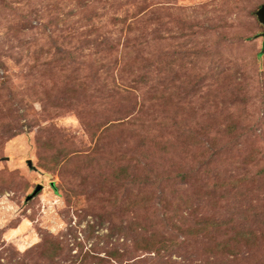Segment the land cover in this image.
I'll return each instance as SVG.
<instances>
[{"label":"rangeland","instance_id":"obj_1","mask_svg":"<svg viewBox=\"0 0 264 264\" xmlns=\"http://www.w3.org/2000/svg\"><path fill=\"white\" fill-rule=\"evenodd\" d=\"M262 4L264 0H0V264H45L36 249L47 239L61 241L69 256L89 253L91 261L114 248L128 252L124 264L153 258L136 253L128 230L124 233L130 221L128 190L121 196L100 182L127 145L124 133L116 128L103 142L98 133L93 135L88 125L102 123L105 102L87 101L80 89L81 60L95 51L80 41L101 36L123 42L141 34L135 27L139 20L147 21L142 36L161 42L163 69L171 60L180 77L185 68L197 72L196 118L202 123L217 119L214 131L233 127L234 133L227 127L222 144L225 171L242 179L249 190L245 204L262 214L252 227L264 231V27L256 17ZM129 24L134 27L130 32ZM92 26L102 29L87 31ZM221 91L225 93L217 98ZM58 154L70 157L66 171L63 162L57 166L53 161ZM28 160L35 168L28 167ZM38 185L42 189L25 202ZM116 198L124 203L117 204ZM196 243H181L161 264H206ZM256 264H264V254Z\"/></svg>","mask_w":264,"mask_h":264},{"label":"trees","instance_id":"obj_2","mask_svg":"<svg viewBox=\"0 0 264 264\" xmlns=\"http://www.w3.org/2000/svg\"><path fill=\"white\" fill-rule=\"evenodd\" d=\"M114 20L125 23L122 18ZM146 23L136 21L141 34L127 36L123 42L101 36L80 41L95 50L81 60L80 89L87 101L96 98L101 105L105 102L102 123L88 125V129L93 135L98 133L101 141L109 131L121 129L127 144L114 157L113 171L101 175L100 182L115 187L121 196L128 190L130 197L125 203L130 221L124 233L128 230L136 253L153 257H137L131 264H161L188 240L197 242L199 250L195 251L206 264H256L264 254V231L252 223L262 214L245 204L249 190L242 179L227 176L225 171L227 153L222 144L227 127L234 133L233 127L214 131L217 119L202 123L196 118L192 102L197 95L193 94L197 72L185 68L180 77L170 66L171 60L168 69H163L161 42L142 36ZM133 28L127 27L129 32ZM100 29L92 26L87 31ZM69 160L66 154L53 158L57 166L63 162L62 171L68 169ZM121 203L124 200L118 198L117 204ZM220 212L237 216L226 218ZM69 253L58 240L47 239L36 249L45 264H61L65 259H70V264H124L128 254L114 248L105 258L91 261L93 256L87 252L82 256Z\"/></svg>","mask_w":264,"mask_h":264},{"label":"water","instance_id":"obj_3","mask_svg":"<svg viewBox=\"0 0 264 264\" xmlns=\"http://www.w3.org/2000/svg\"><path fill=\"white\" fill-rule=\"evenodd\" d=\"M256 17L259 21V23L264 27V4H262L258 10L256 11ZM262 37H263V46H262V52L264 53V32L262 33ZM27 165L29 168H35L32 164L31 160L27 161ZM42 189L41 185H38L36 187V189L33 191L32 194L28 195L25 199V202H29L30 200H32L37 194L38 192Z\"/></svg>","mask_w":264,"mask_h":264}]
</instances>
